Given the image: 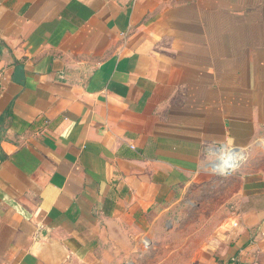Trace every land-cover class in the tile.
Here are the masks:
<instances>
[{
	"label": "crops",
	"instance_id": "0c3cea01",
	"mask_svg": "<svg viewBox=\"0 0 264 264\" xmlns=\"http://www.w3.org/2000/svg\"><path fill=\"white\" fill-rule=\"evenodd\" d=\"M263 141L264 0H0V264H138L225 147L192 261L264 264Z\"/></svg>",
	"mask_w": 264,
	"mask_h": 264
},
{
	"label": "rangeland",
	"instance_id": "374dc122",
	"mask_svg": "<svg viewBox=\"0 0 264 264\" xmlns=\"http://www.w3.org/2000/svg\"><path fill=\"white\" fill-rule=\"evenodd\" d=\"M258 146L264 151L263 144ZM216 151L218 158L212 161L213 169L214 164H219L222 157V152L218 149ZM242 152L244 157L238 167L230 170L227 166L228 170L225 174L214 172L211 181L203 182V179L186 192L177 213L178 220L171 219L157 230L154 229V238L148 244L147 255L143 259L137 257L138 264H193L192 258L195 252L205 245L208 234L232 208L230 201L239 187L235 171L243 165L245 172L253 170V161L248 160L247 154ZM260 164L263 168L264 161H260Z\"/></svg>",
	"mask_w": 264,
	"mask_h": 264
},
{
	"label": "clouds",
	"instance_id": "9594fccd",
	"mask_svg": "<svg viewBox=\"0 0 264 264\" xmlns=\"http://www.w3.org/2000/svg\"><path fill=\"white\" fill-rule=\"evenodd\" d=\"M224 157H226L228 161V167L235 169L239 166V164L243 160V156L235 151H230L226 147L222 149ZM228 168L224 166L223 158L221 159V162L219 164H216L214 167V171H216L218 174H225L227 172Z\"/></svg>",
	"mask_w": 264,
	"mask_h": 264
},
{
	"label": "water",
	"instance_id": "95a60500",
	"mask_svg": "<svg viewBox=\"0 0 264 264\" xmlns=\"http://www.w3.org/2000/svg\"><path fill=\"white\" fill-rule=\"evenodd\" d=\"M17 81L20 83L24 82V66L18 65L16 68Z\"/></svg>",
	"mask_w": 264,
	"mask_h": 264
},
{
	"label": "built area",
	"instance_id": "2783aa9c",
	"mask_svg": "<svg viewBox=\"0 0 264 264\" xmlns=\"http://www.w3.org/2000/svg\"><path fill=\"white\" fill-rule=\"evenodd\" d=\"M223 158V161L225 162L226 161V157H224V154H222V157L220 158V162H221V159ZM219 162V163H220ZM231 170V169H230ZM242 264H257V262L254 260V261H247V262H244Z\"/></svg>",
	"mask_w": 264,
	"mask_h": 264
},
{
	"label": "bare ground",
	"instance_id": "6f19581e",
	"mask_svg": "<svg viewBox=\"0 0 264 264\" xmlns=\"http://www.w3.org/2000/svg\"><path fill=\"white\" fill-rule=\"evenodd\" d=\"M229 150V149H228ZM230 151H235V152H237L235 149H232V150H230ZM226 161H227V159H226ZM225 161V162H226ZM226 163H228V161L226 162ZM214 166H215V164H214ZM231 169V168H230Z\"/></svg>",
	"mask_w": 264,
	"mask_h": 264
}]
</instances>
